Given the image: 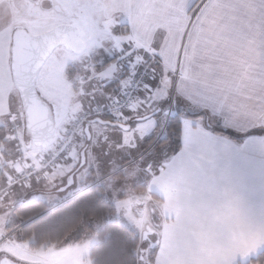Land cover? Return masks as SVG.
Wrapping results in <instances>:
<instances>
[{
	"label": "crops",
	"instance_id": "1",
	"mask_svg": "<svg viewBox=\"0 0 264 264\" xmlns=\"http://www.w3.org/2000/svg\"><path fill=\"white\" fill-rule=\"evenodd\" d=\"M89 3V18L82 20L78 16L77 21L69 23L74 22L85 34L86 43L88 29L102 33L95 26L97 7L105 23L116 20L122 46L135 51L138 57L133 70H122L125 80L148 60H155L134 106L127 111L135 115L132 121L154 117L155 112L147 115L140 108V99L156 88L152 87L153 77L158 83L169 79L173 105L179 101V147L154 174L147 175L148 193L157 200H151L154 208L148 210V217L147 202L141 203L147 219L141 233L137 232L139 264H241L255 257L264 250V0ZM99 54L104 62L103 54ZM73 72L70 67L68 73ZM10 79L0 76V141L5 143L3 138L9 134V144H4L2 153L8 154L6 160L10 159L9 176L30 164L16 156L17 145L10 134V127L21 120ZM93 79L85 83L72 107L76 112L69 118L119 97L126 87L124 82L97 84ZM200 113L204 115L190 117ZM128 116L124 113L117 119L91 122L89 139L93 124L104 126L107 124L102 122L114 120L125 125ZM215 129L238 137L228 138ZM110 152L108 148L102 153L105 157ZM92 159L95 184L120 175L113 170L102 178L96 166L98 160L95 156ZM110 165L107 160L106 168ZM45 180L46 175L29 184L7 186L6 196L17 199L23 195L22 189L31 191L33 186L44 185ZM155 213L157 221L152 217ZM149 216L153 224L159 222L155 227L160 230L152 224L146 227ZM154 247V262L149 263L148 254Z\"/></svg>",
	"mask_w": 264,
	"mask_h": 264
},
{
	"label": "rangeland",
	"instance_id": "2",
	"mask_svg": "<svg viewBox=\"0 0 264 264\" xmlns=\"http://www.w3.org/2000/svg\"><path fill=\"white\" fill-rule=\"evenodd\" d=\"M89 2L91 0H0V76L3 75L10 79L9 47L10 35L14 26L21 25L29 33L38 34L56 25L69 23L70 20L77 21L78 16L82 20H87L89 18L87 13ZM94 6L97 7L96 3H94ZM72 16L74 18L71 19ZM94 17L96 19L95 26L102 33H96L93 29H88L87 41L86 43L83 41L84 45L86 44V48L80 54H73L63 47L55 48L37 75L36 90L38 95L56 109L58 117L57 130L65 126L69 117L76 112V108L72 107L85 87V83L80 82V79L87 72H85L86 68L84 69L87 65V60L91 61V65L94 68L92 72L87 73L91 78H95L97 84L113 83L115 81L123 84V82L126 83L127 81L121 76L122 70L116 66L114 59L107 63L99 59V53L103 54L105 52L109 56L114 57L115 50L123 44L121 39L123 37H120L118 33L116 34V20L110 19L105 23L99 7L95 9ZM18 22L23 23L18 24ZM70 67L74 68L72 74L68 73ZM10 89H12L11 93L14 96V100L17 101L12 83L10 84ZM168 98H171L172 103H174L172 82L169 79L160 81L152 94L145 93V97L140 99V108L143 107V110L146 113L148 112L147 115L159 112V108L153 104V101H163ZM19 111L21 120L16 125L17 139L15 143L18 150L16 156L22 161L27 160L28 162L30 161V164L36 165L38 156L47 154L51 146L40 148L27 143L21 107H19ZM134 118H136L135 115L127 117L125 125H129V129L126 131L118 127L93 124L92 137L88 140L91 141V144L88 147L89 149L94 147L97 150H102V152L110 148L111 152L108 156H105L110 157L108 159L111 163L110 168L107 169L105 164L100 161L96 162L99 175L103 178V175L113 170L119 171L120 175L116 178L102 180L103 196L115 209L112 218L139 233L141 225L147 219L144 215L146 211L143 208L141 209V203L147 202V217L148 210L154 208L150 206L151 200L154 201L155 198H152L151 194L148 193L151 191L147 189L149 180L147 175L154 174L163 160L170 157L171 154L169 141H162V139L167 137L162 117L157 118L154 116L153 118L141 120L135 123V127H132L127 122L132 121ZM158 119L160 120L159 126H157ZM121 131L122 142L117 143L115 136ZM145 136L150 138L145 141L143 139ZM8 137L9 134L6 133L3 138L6 144H9ZM77 138H79V141ZM85 140L83 134L75 137L72 154L75 153L79 143ZM5 143L0 141V186H3L0 187V208L7 207L11 210V207L19 202L44 199L48 197L45 194L47 192H51V200L53 201L63 199L82 191L85 186L96 181L95 175L90 174L84 180L77 173L73 177V184L65 191L59 192L58 190L65 184L63 177L71 171L70 167L61 164L59 168L46 175L44 185L33 186L31 191L22 189L23 195L14 200L7 196L8 199L5 204L4 198L7 195V185H5L4 178L9 177L7 170L11 167V165L8 166V162H10L8 160L10 159L6 160L8 154H2L5 150ZM109 144L113 146L110 147ZM132 149H138L135 155L132 154ZM12 151H14V148ZM55 180L58 182L53 183ZM30 182L32 183L34 180ZM115 182H118L117 186L113 185ZM136 185H142L147 190L144 188L141 191H136ZM136 201L138 202L136 203ZM152 217L153 219L155 218V221L159 220L156 218V213ZM9 218L10 215L0 211V254L3 253L9 258L25 264H91L89 249L97 241L93 233L79 231L77 234L71 235L66 241L49 246L44 245L37 250H30L28 248L29 242H20L17 234L6 229ZM148 219L146 227L149 224H152L153 227L159 224V222L153 224L150 216ZM160 222H162L161 219ZM93 228L95 230L99 229V224L93 223ZM155 228L160 230L159 226ZM143 240L142 242L144 243ZM140 256H142L141 253Z\"/></svg>",
	"mask_w": 264,
	"mask_h": 264
},
{
	"label": "trees",
	"instance_id": "3",
	"mask_svg": "<svg viewBox=\"0 0 264 264\" xmlns=\"http://www.w3.org/2000/svg\"><path fill=\"white\" fill-rule=\"evenodd\" d=\"M15 96L19 109L20 103L16 92ZM203 115L200 113L190 117ZM165 132L167 137L162 141H169V151L172 154L177 151L180 144L179 117L169 122ZM214 132L231 139L238 137L223 129H215ZM81 134L86 139L84 129L76 137ZM135 189L141 191L143 186L136 185ZM103 192L101 185L92 183L66 199L53 201L51 192H47L45 194L48 197L44 199L19 202L11 207L12 214L6 229L17 234L20 242H29L30 250L66 241L79 231L91 232L97 239L89 249L91 264H139L137 254L139 236L135 230L112 218L115 209L104 198ZM151 197L156 199L153 194ZM93 223L99 224V229L95 230ZM155 254L154 247L148 254L149 263L154 262ZM3 255L5 254H0V257ZM241 264H264V250Z\"/></svg>",
	"mask_w": 264,
	"mask_h": 264
},
{
	"label": "water",
	"instance_id": "4",
	"mask_svg": "<svg viewBox=\"0 0 264 264\" xmlns=\"http://www.w3.org/2000/svg\"><path fill=\"white\" fill-rule=\"evenodd\" d=\"M84 37L85 34L74 22L56 25L38 34H31L22 27H15L9 48V73L20 103L24 132L29 145L40 148L51 146L55 141L58 127L55 107L42 100L36 90V79L42 65L57 47H63L73 54L82 53L85 48ZM93 121L100 120H92L89 123ZM102 123L124 131L129 129V125ZM88 126L84 128L86 139H89ZM83 156L81 152V163H83ZM72 184L73 176H68L67 182L58 191L63 192ZM0 264L25 263L3 255L0 257Z\"/></svg>",
	"mask_w": 264,
	"mask_h": 264
},
{
	"label": "built area",
	"instance_id": "5",
	"mask_svg": "<svg viewBox=\"0 0 264 264\" xmlns=\"http://www.w3.org/2000/svg\"><path fill=\"white\" fill-rule=\"evenodd\" d=\"M71 18H74L72 16ZM114 62L116 66L121 70H133V68L138 63L137 54L126 47L120 46L114 52ZM152 65H155V60L151 58L144 65H141L136 72L130 73L126 81V87L122 91L119 97L111 99L108 102L101 105H93L89 108L81 111L75 116L69 118L65 126L60 130L56 131V138L49 152L41 156L36 165L28 164L26 167L20 171L10 175L7 178V185L13 187L16 185H24L29 183L31 180H38L41 176H45L49 171H41L42 169H47L52 167V171L58 168L61 164H56L52 166L51 160L47 157L51 156L55 158L60 151L68 148L69 145H73V141L77 134H79L86 125L92 120H104V119H115L120 118L126 111L130 110L136 101L137 94L139 90L144 86L146 80L150 75V69ZM86 71L90 72L93 70L91 61L87 60ZM139 73V75H137ZM94 79L86 74L81 77L80 82L88 83ZM10 134L13 141H16V125L13 124L10 127ZM74 148V147H73ZM73 148L72 152L73 153ZM31 169L29 172L28 170Z\"/></svg>",
	"mask_w": 264,
	"mask_h": 264
},
{
	"label": "snow or ice",
	"instance_id": "6",
	"mask_svg": "<svg viewBox=\"0 0 264 264\" xmlns=\"http://www.w3.org/2000/svg\"><path fill=\"white\" fill-rule=\"evenodd\" d=\"M104 56V62L107 63L108 61H110L111 59H113L112 56H109L106 52L103 53ZM137 75H139V73H137ZM152 87H158V82L156 81V78L153 77L152 80ZM144 91H148V89H145ZM140 95H143V93H140ZM153 104L157 107H159L160 111L154 113V116H156L157 118L162 117L163 121H164V126L165 128L168 127V124L171 120H176L178 119L179 115H180V107H179V101H177V104L174 106L171 98L165 99L163 101H153ZM137 113H139V110H137ZM126 115H131L130 112H125ZM113 119H115V117H113ZM139 121H128L127 123H129L132 127H135V123H138ZM160 120H157V126H159ZM150 137L145 136L143 139L146 141L148 140ZM115 139L117 140V143H121L122 142V131L121 133H118L115 136ZM77 140L79 141V138H77ZM91 144V141H84L82 143H79V146L76 147L75 153L74 154H70L72 152V148L73 145H69L68 148H65L63 151H60L59 154L57 156H55V158L49 156L47 157V159L51 160L52 162V166L54 167L56 164H60L62 163L64 166L66 167H70L71 171L68 172V174L66 176L63 177L64 181L67 182L68 176H73L75 177V175L78 173L81 177V179L86 180L87 177L92 173L93 168H92V163H93V159L92 157L95 156V159L100 161L101 163L106 164L107 160L110 157H104L102 150H97L96 148H91L89 149L88 145ZM142 146V145H141ZM132 154L135 155L136 151H138V149H132ZM83 152L84 156H83V163H81V157H80V153ZM125 159H127V157H125ZM30 163V161H29ZM29 172L31 171V169L28 170ZM41 171H52V167H49L47 169H42ZM4 182L5 185L7 184V177L4 178ZM3 187V186H0ZM14 187V186H13ZM8 197L5 196L4 200H5V204L7 202ZM0 211L5 212L8 215H11V210L8 209L7 207H3L0 208Z\"/></svg>",
	"mask_w": 264,
	"mask_h": 264
},
{
	"label": "flooded vegetation",
	"instance_id": "7",
	"mask_svg": "<svg viewBox=\"0 0 264 264\" xmlns=\"http://www.w3.org/2000/svg\"><path fill=\"white\" fill-rule=\"evenodd\" d=\"M23 22H18V24H22ZM17 27H22L23 28V26H21V25H18ZM24 29V28H23ZM15 30V26L13 27V29H12V31H11V35H12V33H13V31ZM26 31H28L27 29H25ZM11 35H10V42H11ZM10 48V47H9ZM9 62V61H8ZM65 185V184H64Z\"/></svg>",
	"mask_w": 264,
	"mask_h": 264
}]
</instances>
